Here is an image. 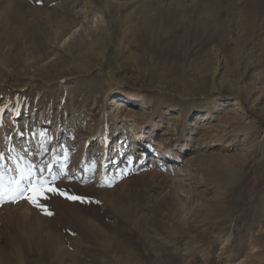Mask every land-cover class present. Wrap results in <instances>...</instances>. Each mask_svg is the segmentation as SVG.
Segmentation results:
<instances>
[{"label": "rangeland", "instance_id": "374dc122", "mask_svg": "<svg viewBox=\"0 0 264 264\" xmlns=\"http://www.w3.org/2000/svg\"><path fill=\"white\" fill-rule=\"evenodd\" d=\"M25 1L0 0V264L52 235L69 264H264V0ZM9 212L49 235L21 259Z\"/></svg>", "mask_w": 264, "mask_h": 264}, {"label": "bare ground", "instance_id": "6f19581e", "mask_svg": "<svg viewBox=\"0 0 264 264\" xmlns=\"http://www.w3.org/2000/svg\"><path fill=\"white\" fill-rule=\"evenodd\" d=\"M20 2H21V0H20ZM22 5H23V7H24V9H22V11H21V13H31V12H29L27 9L30 7V2H27V1H25V0H22ZM23 14V15H24ZM166 14V13H165ZM22 17V16H21ZM161 17H162V15H161ZM118 22V21H117ZM142 25L139 27V29H140V31L139 32H142V29H144V30H146L147 28H148V25H147V22L146 21H143L142 23H141ZM111 25V24H110ZM114 101H115V103H117L119 106H120V108H122V107H127V108H129L130 107V105L132 106V107H130V110L133 112V116H132V118H131V120H130V124H129V126H130V129H133L134 127H136L137 126V124H138V122H139V120L140 119H142V117L143 116H145V103L144 102H135V101H132V99H131V97H129V96H126V95H121V96H119L118 98H114L113 99ZM225 110L226 111H228V112H231V111H233V110H235V107L233 106V105H228V106H226V108H225ZM236 110H237V108H236ZM229 114V113H228ZM202 116H204L203 118H201V120H200V122H205V121H207L209 118H211V115H210V113L209 112H206L204 115H202ZM173 121H171V122H169V127L170 126H172L173 125ZM100 135V130H96V131H94L90 136H89V139H88V141H92L93 139H95V138H97L98 136ZM162 135H163V137L164 136H166V133L165 132H163L162 133ZM122 138H123V136H121ZM167 139H169V138H166V137H164V138H161V141L163 142V143H167L168 141H167ZM25 141H26V145L28 146L29 144H30V139L29 138H26L25 139ZM24 141V142H25ZM87 143V142H86ZM25 145V144H24ZM83 146L85 147L86 146V144H83ZM99 147V146H98ZM146 149H148L149 151L150 150H153L152 149V147H151V145H149V144H146V147H145ZM21 149V148H20ZM28 149V148H27ZM96 149V148H95ZM98 150L96 149V151H94V152H97ZM155 151V150H154ZM32 153H34V154H36L37 152L36 151H33ZM31 153V154H32ZM21 154V153H20ZM27 154H29V152H27ZM155 156H159V154L157 153ZM8 158H7V160L8 161H10V159H12V158H10V156H7ZM24 157V156H23ZM6 165V164H5ZM7 165H8V163H7ZM3 167V165H1L0 166V168H2ZM5 167V166H4ZM9 170V169H8ZM0 172H1V174L3 175L2 177H3V179L4 180H7V175H10L11 173H13L12 171H9V173H7L6 172V170H4V172H3V169H0ZM11 176V175H10ZM9 176V177H10ZM32 179V178H31ZM11 180V179H10ZM9 180V181H10ZM13 183V182H12ZM33 183V182H32ZM1 184V183H0ZM15 184V183H14ZM2 185V184H1ZM30 185V184H29ZM20 186V185H19ZM34 188V187H33ZM33 188H32V190H33ZM181 192V191H180ZM18 205H16L15 207H17ZM21 206V205H20ZM5 207H7V206H5ZM30 207V206H29ZM19 209V208H18ZM13 210V209H12ZM12 210H11V212H12ZM16 210V209H15ZM14 210V211H15ZM13 211V212H14ZM17 211V210H16ZM3 212V210L1 211V213ZM11 212H9V214L8 213H5L4 215H3V217L2 218H8L7 219V221H9L10 223H12V225H11V230H10V232H12V237H13V239H14V241L12 242V244H13V246H12V249H14L17 253H16V255L17 254H19V258L21 259V256H22V248H23V246H25L28 242H29V238H30V236H32V234H33V232H35L36 233V235H43V236H49L48 234H47V232H45L44 230H46V229H43V225H42V222H40V223H37V224H35V227H36V225H37V228H33L32 227V225L30 224V223H28L29 221H27V219L26 218H24L23 216H21V217H16V219L12 216V214H11ZM12 212V213H13ZM19 212V211H18ZM35 212V211H34ZM15 213V212H14ZM17 213V212H16ZM16 213L14 214V215H16ZM41 213V212H40ZM25 214V213H24ZM30 214V213H29ZM17 216H19V214L17 215ZM32 216V215H31ZM35 217V216H34ZM39 217V216H38ZM27 218H29V217H27ZM44 218V217H43ZM41 219V218H40ZM4 220V219H3ZM37 221H38V219H37ZM23 225V227H22V225ZM21 228H22V230H21ZM14 229H16L17 231H14ZM68 230V229H67ZM14 233V234H13ZM35 235V234H34ZM50 238H49V240L46 242V243H43V242H41L40 243V246H41V248H42V250H43V252H44V254H43V256H44V261L43 262H36V261H34L35 262V264H46V260H48V262H47V264H58L59 262H62V263H60V264H69V263H67L66 262V260L68 259V255H70V249L68 248V247H60L59 245H60V241L62 240V238H61V240H60V238H57V236H49ZM12 238H11V236L9 235V240L10 241H12L13 240ZM27 240H28V242H27ZM83 259V258H82ZM76 262H77V264H89L87 261H85V260H81L80 262H78L77 260L75 261V263H73V264H76ZM5 264H10V259H9V256H6L5 257Z\"/></svg>", "mask_w": 264, "mask_h": 264}]
</instances>
